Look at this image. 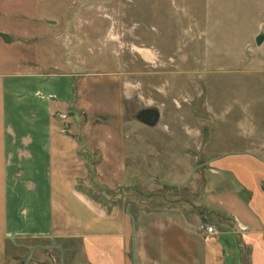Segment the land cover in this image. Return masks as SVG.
Returning a JSON list of instances; mask_svg holds the SVG:
<instances>
[{"label": "crops", "instance_id": "1", "mask_svg": "<svg viewBox=\"0 0 264 264\" xmlns=\"http://www.w3.org/2000/svg\"><path fill=\"white\" fill-rule=\"evenodd\" d=\"M0 46L15 45L3 36ZM0 51V264H51V252L54 264H264V145L254 146L264 133L241 127L233 99L222 92L210 164L184 165L177 182L146 178L198 185L188 206L106 203L94 190H129L125 158L138 137L121 117L117 129L102 124L92 107L103 104L74 74Z\"/></svg>", "mask_w": 264, "mask_h": 264}, {"label": "rangeland", "instance_id": "2", "mask_svg": "<svg viewBox=\"0 0 264 264\" xmlns=\"http://www.w3.org/2000/svg\"><path fill=\"white\" fill-rule=\"evenodd\" d=\"M259 32L264 0H0V44L6 36L15 45L0 46L3 54L35 55L51 70L74 74L81 92L103 104L92 107L102 124L117 129L121 117L123 130L138 137L125 159L143 170L135 176L129 169V190H94L106 203L133 208H185L194 200L198 185L146 178L161 172L162 180L177 182L184 165L210 164L221 150L215 129L222 92L233 99L241 127L264 133ZM255 144L259 149L264 138Z\"/></svg>", "mask_w": 264, "mask_h": 264}, {"label": "built area", "instance_id": "3", "mask_svg": "<svg viewBox=\"0 0 264 264\" xmlns=\"http://www.w3.org/2000/svg\"><path fill=\"white\" fill-rule=\"evenodd\" d=\"M197 229L199 230L200 233H203V234H214L215 233L212 226L206 225L204 223L198 224Z\"/></svg>", "mask_w": 264, "mask_h": 264}, {"label": "water", "instance_id": "4", "mask_svg": "<svg viewBox=\"0 0 264 264\" xmlns=\"http://www.w3.org/2000/svg\"><path fill=\"white\" fill-rule=\"evenodd\" d=\"M4 39H7V37L4 36ZM263 39H264V33H261V32L257 33L254 36V43H255V45H259Z\"/></svg>", "mask_w": 264, "mask_h": 264}]
</instances>
